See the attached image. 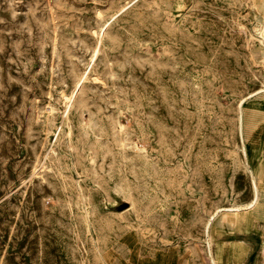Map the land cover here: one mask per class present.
<instances>
[{
	"label": "rangeland",
	"instance_id": "rangeland-1",
	"mask_svg": "<svg viewBox=\"0 0 264 264\" xmlns=\"http://www.w3.org/2000/svg\"><path fill=\"white\" fill-rule=\"evenodd\" d=\"M263 33L264 0H0V264H264Z\"/></svg>",
	"mask_w": 264,
	"mask_h": 264
},
{
	"label": "bare ground",
	"instance_id": "bare-ground-1",
	"mask_svg": "<svg viewBox=\"0 0 264 264\" xmlns=\"http://www.w3.org/2000/svg\"><path fill=\"white\" fill-rule=\"evenodd\" d=\"M263 31V30H262ZM264 34V33H263ZM262 45L264 46V35L262 36ZM262 58V56H261ZM263 61V60H262ZM255 95H260L261 97L260 98H264V89H261V90H258L256 92H254L253 94L251 95H247L245 98L241 97L240 99L241 100H246L244 101L245 104L248 103L247 100H253V96ZM257 101V100H256ZM244 102H240V104L244 103ZM250 106H246L245 107V111L248 110V108L250 109L251 105L252 104H248ZM240 108V107H239ZM254 111L256 110H259L262 108L261 105H257L256 107H254ZM244 109V108H243ZM243 124H241V128H242ZM246 135V134H245ZM247 140V139H246ZM243 143V142H242ZM246 144H249L250 145V149L252 150H256L257 149V146H259V140L258 139H249L246 141ZM248 150V149H247ZM264 150V149H263ZM244 153V151H243ZM264 156V153L261 154V158ZM260 157V154L259 156L257 157V160L255 162V164L253 165L254 167L252 168V170L249 172V176H250V181L252 182V187H253V196H252V199H251V202L249 203V205L245 208H243V211L244 212H251L252 210H255L256 211V208L258 206V204L261 203V194H260V189H262V186H261V181L259 180V175H260V168L262 166L263 163H261V159L259 158ZM248 160V159H247ZM250 160V159H249ZM248 165V164H247ZM248 167V166H247ZM249 168V167H248ZM235 207V206H234ZM239 209V208H238ZM242 209V208H241ZM222 212V211H221ZM213 219V217H212ZM226 221H229V222H232L233 219H231L230 217H227ZM209 224H211V218L208 220V224L206 225L205 227V231L208 232V227H209ZM264 251V249H263Z\"/></svg>",
	"mask_w": 264,
	"mask_h": 264
},
{
	"label": "crops",
	"instance_id": "crops-1",
	"mask_svg": "<svg viewBox=\"0 0 264 264\" xmlns=\"http://www.w3.org/2000/svg\"><path fill=\"white\" fill-rule=\"evenodd\" d=\"M259 100H264V98H261V99H259ZM263 166H264V164H262V166H261V168H260V177H259V180L262 182V179H263V177H264V169H263Z\"/></svg>",
	"mask_w": 264,
	"mask_h": 264
}]
</instances>
